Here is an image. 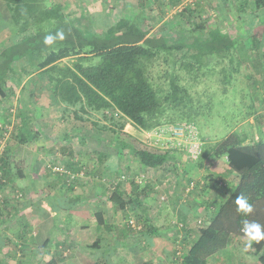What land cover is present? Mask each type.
I'll return each mask as SVG.
<instances>
[{"label": "trees", "instance_id": "obj_1", "mask_svg": "<svg viewBox=\"0 0 264 264\" xmlns=\"http://www.w3.org/2000/svg\"><path fill=\"white\" fill-rule=\"evenodd\" d=\"M98 1L103 7H107L106 0ZM148 1L150 0H145V3ZM219 1L229 6L232 11L236 24L232 32L229 26L220 28L218 25L208 24L206 15L200 9L201 0L157 1V13L160 15L169 8L181 6L178 12L185 20L184 24L159 26L153 30L151 16L140 8L135 12L122 11L116 21L104 19L101 23L105 26H101L100 31L95 29L89 11L103 10L101 5L89 9L82 2L85 7L82 8L79 18L69 16L60 3L52 0H0V4L9 12L14 27L10 38L0 44V105L4 104L3 108H0V138L11 125L12 129L14 127L12 134L20 143L37 140V111L55 101L61 107L62 116H73L80 121L92 113H99L103 117L110 116L111 119L116 115L121 116L143 131H150L167 123L185 122L195 125L193 115L196 111L192 106V97L187 85L183 83L185 75L195 79L197 72L210 67L212 61L214 67L220 62L226 63L225 68L232 75L240 64V57L236 55L240 49L250 52L251 67H261L262 73L258 70L261 76L259 81L264 83V0ZM110 3L112 6L118 3V0H111ZM246 12L249 13L248 17L253 15L257 18L255 23L245 22L242 14ZM60 30L64 33V40L57 39L52 46L43 43L46 35H55ZM157 60L169 65L164 72L167 81L164 87L155 86L149 78L148 68ZM225 68L222 67L223 70ZM36 80H41V83H35ZM23 95L25 97H22ZM19 97L24 98L25 103H21ZM14 99L18 105H14ZM259 103L261 109H264V100ZM109 112L110 115L107 114ZM174 113L176 115H173ZM254 113L255 111L252 115ZM11 118H17L16 123L11 121ZM125 121L117 124V128H108L117 131L123 128ZM92 122L97 125L96 121ZM116 144L117 148L127 149L129 155L132 153L143 167L160 168L164 171H168L173 164L180 161L179 157L183 155L178 147H140L124 139H118ZM206 144L207 146H204L202 141L197 159L187 158L202 166L208 157H225L228 167L238 176V182L226 197L219 200L209 217V222L198 228L197 235L190 244L179 251L180 246H176L175 237L163 236L158 228L139 215L129 216L139 226L138 229L132 227L128 221L123 223L124 229H127V232L132 229L136 234L146 235L149 248L157 257L166 258L169 253H173V264H208L209 258L234 243L240 246L244 254L255 257L260 264H264V241L254 243L252 248L245 250V240L238 239H246L242 232L243 220L264 225V137L252 140L243 132L231 131L220 140ZM9 151L8 146L0 150V208L4 198L8 200V196L1 192L13 177L22 179L29 176L35 181V174L44 170L53 173L45 181L51 189L66 181L67 175L72 174L74 177L73 173L89 167L88 164L84 166L62 158L63 168L60 172L50 168L55 164L51 161L43 163L41 168L37 167L35 174L33 171L27 174L24 166L19 168L14 165V153ZM107 157L104 153L99 154L95 168L92 164L91 168L89 167L90 176L96 175L97 167L104 163V158ZM121 158L119 150V159ZM119 173L118 171L113 177L99 181L100 184L108 183L107 201L116 209L125 211L132 203L130 200L135 199L138 194L135 188L137 183L135 177L126 174L123 181L127 182L123 190V181H117ZM72 182L67 187L68 190L76 186V183ZM190 182H194V189L187 193L204 194L212 184L221 189L227 186V182L218 176L207 179L189 178L185 192ZM124 192L128 193V200L123 198ZM239 195L246 196L253 205V212L249 216L245 217L237 212L235 200ZM62 196L69 199L65 195ZM43 197L46 201H52L56 195L48 192L33 204L21 199L20 202L23 201L22 205L26 203L35 210L34 212L41 213V216L44 213L71 209L76 203L70 200L65 208L59 205L56 209L41 210L37 207V202ZM163 199L164 196H161V200ZM10 214L3 215L2 220L11 218ZM94 215L99 225L104 224L102 212H95ZM28 227L29 225L21 226L26 232ZM180 227L182 226H177ZM105 228L109 231L110 226L105 225ZM65 231L70 244L61 241L56 245L58 249L52 251V254L45 252L40 264H58L65 259L63 249L70 245L96 256L92 249H97V234L95 236L92 230L76 223ZM51 241L53 238H47L41 248L48 247L47 244ZM2 245L0 239V249ZM110 247H99L102 250L100 255H104L106 264L112 263L109 255L116 248ZM60 248L62 250H59ZM94 259L97 260V257Z\"/></svg>", "mask_w": 264, "mask_h": 264}, {"label": "rangeland", "instance_id": "obj_2", "mask_svg": "<svg viewBox=\"0 0 264 264\" xmlns=\"http://www.w3.org/2000/svg\"><path fill=\"white\" fill-rule=\"evenodd\" d=\"M52 1L60 3L65 13L69 16H76L79 18H81L80 14L81 10L83 11V7L86 6V8L90 9L91 7L101 5L98 0ZM157 1L158 0H150L145 3V0H118V3L111 6V0H106L105 3L107 4V7H103L102 5L100 7L101 9L103 7V10L96 11L94 9L93 11H89L90 18L93 21L95 29L100 31V27L103 26L101 22H103L104 19L116 21L120 17L122 11L127 10L129 12H135L137 9L139 10L142 8L144 13L151 16V22L154 23L153 30H156V28L158 29L159 26L167 27L172 24L185 23V20L178 12L181 6H175V8L171 9L169 8L163 15L161 14V16L157 13ZM82 2L85 6H83ZM199 3L201 4L200 9L203 10V13L206 15L209 25H218L220 28L229 26V30H231V32L236 28V24L233 20L234 17L229 6H222V3L219 0H201ZM84 11L85 13L87 12V10ZM248 14V12L242 14L245 18V22L247 24L252 22L255 23L257 18L253 15H249L248 17ZM82 22H84V18L82 19ZM13 30L14 27L10 21L9 12H7L5 7L0 4V44L10 38ZM249 53L250 52L248 50L244 51L243 49L236 52V55L240 57V64L238 70L234 71L232 75H230L228 70L225 68L226 63L224 64L223 62H220L214 67L213 61L209 64L210 67L206 69L202 68L200 72H197V75L194 77L195 79L185 75L186 79L185 81L183 80V83L187 85L189 93L191 94L193 103L192 106L196 111L193 115L195 116V126L200 139L204 142V146H207V142L210 145L215 141L220 140L231 131L239 133L243 132L247 135V138L252 140L260 136L264 137V109H261L262 107L259 103L261 100H264V83L259 81L261 78V76H259V72L262 73V70L260 66H258L257 69H254L253 66L251 67L249 65V59H251ZM179 55L176 54V56ZM168 67V63L162 60H157L151 63L148 68V74L150 80L153 84H155V86H166L167 81L165 79L164 72ZM222 67H224L225 70H223ZM35 83L40 84L41 80H36ZM22 97L25 96L23 95ZM22 97H19V100H21V103H25L24 98ZM14 105H18L15 99ZM3 106L4 104L0 105V108L2 109ZM1 109L0 113H2ZM254 111L255 113L252 115V112ZM107 114L110 115V112ZM173 115L176 114L174 113ZM85 117H87L85 120L80 121L74 119L73 116H62L61 107L55 101L51 105L40 107L37 111L35 116V128L39 132L36 145L34 144L35 142L31 140L29 142L20 143L18 138L12 134L14 127L12 129V126L9 125L6 137L4 139L0 138V144H2L0 145V150L5 146H8L12 152L15 151L14 165L18 166L19 161H21L20 165L25 166L24 170L26 173L31 171L36 172L34 170L37 167H40V165L42 166V164L46 162L51 163V161L55 162V164L50 168L52 169L53 167L52 170L60 172L61 168H63V163L61 162L62 158H66L73 162H79V164L84 166L89 165L90 168L91 164L95 168L97 164L96 159L99 158V153H104L108 156L109 153H113L114 151L119 153L120 150L122 156L126 154L129 158H133L132 153V156L129 155L127 149L117 148L112 143H109L117 141L118 139L127 140L128 142H132L134 145L140 147L146 145L149 148L156 149L162 147L166 142L165 138L169 137L168 131H165L160 135L154 134V129L150 131H143L138 129L130 121H125L123 117L117 115L113 116L112 119L110 116L103 117L99 113H92L90 116ZM16 119L17 118H11V121L16 123ZM92 120L96 121L97 125L93 124ZM124 121L125 123L123 128L117 129V131H111L108 128H117V124H121ZM99 125L105 127H100ZM169 125H171V123H167L159 127L165 126V129H167ZM22 144L27 147V154H25V149ZM18 147L23 150L24 157H21L17 153L16 148L18 150ZM107 158H104L105 161L108 160ZM133 159L136 161L135 158ZM89 167L81 168L78 170V173H73L74 177L72 174L70 176L67 175L66 181L60 182L51 189L48 188L45 181L48 177L52 176L53 173L51 174L50 172L44 170L41 171L39 169L40 171L37 173V180L33 181V179L29 176L25 180H21V182H19L17 178L11 179L6 183L1 193H4L5 196L7 195L10 202H16L14 205L15 207L20 206V199L25 202H32L34 200H38L43 194L48 192L56 195V197L55 199L53 198L52 201H46L44 197L40 199L37 202V207H40L41 210L48 208L56 209L59 205H62L63 208H65L67 207V204H69L70 199L76 201V205H79L80 203L78 200H74L75 198L72 197L74 190H77L74 189V187L72 190H68L67 187L73 183L72 181L78 185L77 187H82V181L88 180L92 177L89 173ZM137 168L138 165L132 162L130 172H126L129 175L131 172L133 174L137 173ZM81 172H83L82 175ZM121 179L125 180L124 178ZM102 180L105 181L104 176ZM30 184L32 185V188H30ZM78 192H81V189H79L77 193ZM62 195H65L69 199L63 198L64 196ZM73 215L74 219L75 216L76 219H78L76 212H73ZM39 216L40 215L32 210L30 213L24 215V219H21V226L30 225L31 228L28 230L30 234L29 236L31 238H33V236L34 238L38 237L39 241H43V237H41L42 233L40 232L37 235H34V229L32 228V226L38 222L37 219ZM57 216L54 218L57 226L55 228L56 235L53 240L68 243L64 230L70 228V226L66 225V223L72 218V216L67 215L65 218L66 223L63 224L65 228L63 229L61 227V222H65V220L63 217L61 218V214ZM128 217L123 218L122 222H126ZM177 226H179L178 223ZM11 228H14V226ZM100 228L104 234L108 235L102 226ZM56 231L58 233H56ZM61 231H63L62 234ZM128 234L133 237L137 235L132 229L128 231ZM52 235L51 238H53ZM238 239L242 241L246 240L242 237H238ZM181 244L182 243L178 242L176 246H180ZM135 246V250L138 251L141 256V261L137 264H146L145 262L154 264L155 255L148 245L147 248H144V246L140 248L139 244H136ZM181 246L179 251L184 249L181 248ZM59 250H62V248ZM63 250H65L64 252L66 255L64 256H66L67 262L59 264H89V262L93 264L92 261H89L88 257H97V264H106L104 255H100L102 250L99 248V244L97 245V249H92V251L96 253V256L90 252L84 253L80 249L74 248L71 245ZM226 253L229 254L227 255V259L225 256L218 257V259L213 261L212 264H260L255 257L244 254L240 246L236 243L227 247ZM114 258L118 259L116 254L109 255L110 260H114ZM63 261H65V259ZM110 264H114L113 261ZM169 264L173 263L169 262Z\"/></svg>", "mask_w": 264, "mask_h": 264}, {"label": "crops", "instance_id": "obj_3", "mask_svg": "<svg viewBox=\"0 0 264 264\" xmlns=\"http://www.w3.org/2000/svg\"><path fill=\"white\" fill-rule=\"evenodd\" d=\"M221 5L227 6L223 3ZM33 142L36 144V140ZM109 143L117 147L116 141ZM23 148L25 149V154H27V147L23 146ZM16 151L21 157H24V152L21 148L18 147V150L16 148ZM9 152H11V150ZM13 153L15 155V151H13ZM133 158H129L125 154L119 159V153L116 151L109 153L108 160L97 167L96 175L94 174L90 179L82 181V187H77L78 185L74 187L77 191L81 189V192L78 193L74 190L72 196L75 198L74 200H78L80 203L79 205L75 203L73 205L74 207L71 209H62L55 213H44L43 216H41V213H37L40 216L37 219L38 222L34 224L32 228L34 229V235L40 232L42 233L41 237H43V241H39L38 237L34 238L33 236V238H31L29 232L21 228V219H24V215L32 211L31 207L26 203L23 204L25 206L21 205V203L19 207H15L14 205L16 202H10L9 197L8 200L4 198L0 208V239L3 242L2 248L0 249V264H40L45 252L52 254V251L57 250L58 246L56 245L61 241L53 240L50 244H47L49 245L48 247L43 249L41 248V244H43L47 238H51L52 234L54 239L56 235L55 228L57 226L54 218L60 214L61 218L63 217L64 220L67 215L72 216L67 223L66 220L65 222H61L62 229L65 228L63 225L65 223L68 226L76 223L89 228L93 231L95 236L96 234L99 236V238L97 237L96 246L97 244H99L100 248L103 246H115L116 248L112 254H116L118 259L114 258V260H112L114 264H137L141 261V256L138 251L135 250V245L139 244L140 248L143 246L147 248L149 244L146 235L137 233V235L133 237L124 229L122 219L128 216L136 217L139 215V217L145 219L146 222L158 228V231L161 232L163 236L168 238L175 237L176 242H180L182 243L181 245L184 246L182 247L180 245L181 248H186L196 237L198 228L209 222V217L219 200L226 197L238 182V176L228 167L225 157L214 159L208 157L202 166H198L196 162L182 155V157H179L180 161L176 162L168 171H164L160 168L143 167ZM132 162L138 165V172L134 174L132 172L130 173L131 177H136L135 182L137 185H135V188L138 194L135 199L130 200L132 203L126 207L125 211L118 210L107 201L108 191L106 186L108 183L105 182L100 184L99 179L101 180L103 176L104 179H108L119 171L120 173L118 174L117 181H120L119 178L126 177L127 172H130ZM20 163L21 161H19L18 164L19 168H21ZM41 167L40 165V168ZM216 176L223 178L227 182V186L224 189L218 188L216 185L212 184L207 187L208 190L205 191L204 194L185 192V185L189 178L203 177L207 179ZM14 178L16 177L12 179ZM26 178L20 179L17 177V180L21 182V180H25ZM35 178H38L37 174H35ZM121 180L123 181V179ZM126 182H123L121 185L123 190ZM30 186V188H32L31 184ZM161 196H164L163 200L160 199ZM123 198L128 200V193L124 192ZM34 201H32L31 204H33ZM73 212H76L78 219H76V216L74 219ZM95 212H102L104 224L99 225L97 223L94 215ZM9 213H11V218L6 221L2 220L3 215ZM177 223L181 224L182 227L177 228ZM105 225L110 226L109 231L106 230ZM13 226L14 228H11ZM101 226L109 236L101 231ZM30 228L31 226L29 225L27 230H30ZM24 231L26 234L23 236ZM62 232L63 231H61V234ZM65 232L64 230V233ZM56 233L58 232L56 231ZM226 252L227 248L209 258L208 264H212L218 257L225 256L227 259V255L229 254ZM64 255H66L65 252ZM94 258L95 257H88L89 261H92L93 264H97ZM174 259V254L169 253L166 258L155 256L153 263L169 264V262L173 263ZM64 262H67L66 256L65 261L61 260L59 263ZM145 263L151 264L150 262ZM89 264L91 263L89 262Z\"/></svg>", "mask_w": 264, "mask_h": 264}, {"label": "built area", "instance_id": "obj_4", "mask_svg": "<svg viewBox=\"0 0 264 264\" xmlns=\"http://www.w3.org/2000/svg\"><path fill=\"white\" fill-rule=\"evenodd\" d=\"M168 131L169 137L165 138L166 142L161 148L167 149L172 147H178L183 155L190 159H197L201 152L202 141L198 135L197 128L192 123H180V124H171L165 129L164 127H158L154 129V134H162L163 132ZM7 131H4V136L6 137ZM2 145V144H0ZM1 148V146H0ZM223 184V183H222ZM194 189V182H190L186 187V192H189ZM20 195V194H19ZM128 223L134 227L139 228L135 223L134 219L129 217L127 219ZM179 226H182L179 224Z\"/></svg>", "mask_w": 264, "mask_h": 264}, {"label": "clouds", "instance_id": "obj_5", "mask_svg": "<svg viewBox=\"0 0 264 264\" xmlns=\"http://www.w3.org/2000/svg\"><path fill=\"white\" fill-rule=\"evenodd\" d=\"M64 40L65 36L62 30L57 31L55 35L48 34L44 37L43 43L47 46H52L55 41ZM235 203L237 205V212L242 216H249L253 212V205L249 202L248 198L244 195L236 197ZM242 232L246 237L244 249L248 250L252 248L254 243H260L264 241V225H261L255 221L243 220Z\"/></svg>", "mask_w": 264, "mask_h": 264}]
</instances>
